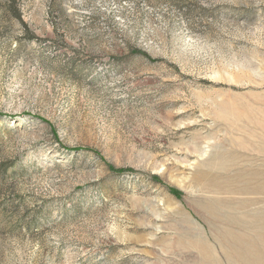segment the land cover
Returning a JSON list of instances; mask_svg holds the SVG:
<instances>
[{"label":"rangeland","instance_id":"obj_1","mask_svg":"<svg viewBox=\"0 0 264 264\" xmlns=\"http://www.w3.org/2000/svg\"><path fill=\"white\" fill-rule=\"evenodd\" d=\"M262 182L264 0H0V264H242Z\"/></svg>","mask_w":264,"mask_h":264},{"label":"bare ground","instance_id":"obj_2","mask_svg":"<svg viewBox=\"0 0 264 264\" xmlns=\"http://www.w3.org/2000/svg\"><path fill=\"white\" fill-rule=\"evenodd\" d=\"M264 189V182L258 186H251L245 183L239 188V191L244 193H251L253 191ZM240 228H254L256 229V235L260 241H264V213H257L254 223H243ZM220 240L225 247L233 250L235 257L242 264H264V257L260 255L259 250H256V242L244 232H232L230 230H224L219 233ZM262 258V259H261Z\"/></svg>","mask_w":264,"mask_h":264},{"label":"trees","instance_id":"obj_3","mask_svg":"<svg viewBox=\"0 0 264 264\" xmlns=\"http://www.w3.org/2000/svg\"><path fill=\"white\" fill-rule=\"evenodd\" d=\"M17 18L19 19V16L18 15H17ZM115 172L118 173V174L119 173H124V172H128L129 173V172H132V170H129V169H119V170H117ZM153 178L156 179L155 177H153ZM170 192L173 193V194H176L175 191L170 190Z\"/></svg>","mask_w":264,"mask_h":264}]
</instances>
